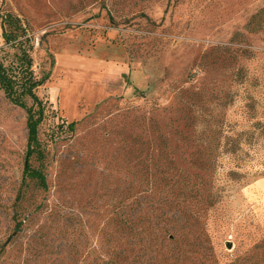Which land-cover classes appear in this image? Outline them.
<instances>
[{
    "label": "rangeland",
    "instance_id": "rangeland-1",
    "mask_svg": "<svg viewBox=\"0 0 264 264\" xmlns=\"http://www.w3.org/2000/svg\"><path fill=\"white\" fill-rule=\"evenodd\" d=\"M7 12L27 25L34 74L47 78L37 90L49 104L38 134L47 189L23 183L26 114L0 91V264L133 259L130 207L151 215L143 193L165 171L191 182L216 172L220 191L213 208L189 200L175 212L177 235L214 248L185 247L177 264H264V150L259 139L256 153L230 150L264 121V0H0Z\"/></svg>",
    "mask_w": 264,
    "mask_h": 264
},
{
    "label": "trees",
    "instance_id": "trees-1",
    "mask_svg": "<svg viewBox=\"0 0 264 264\" xmlns=\"http://www.w3.org/2000/svg\"><path fill=\"white\" fill-rule=\"evenodd\" d=\"M0 19L4 43L13 50L9 61L0 60V91L8 102L19 107L26 114L28 142L25 152L23 183L29 180L38 189L46 190V172L43 167L46 157L38 134L39 127L47 117L49 104L38 95L37 90L47 82V78L38 79L34 74L31 56L33 43L29 37L27 25L18 16L9 12L0 14ZM250 32L255 33L256 30L250 29ZM240 36V33H234L230 43L239 44ZM237 57L236 53L229 54L231 60H235ZM234 76L243 85H247L253 80L250 71L243 66L237 67ZM127 84H129V80ZM75 124V122L70 123L68 128L75 129ZM242 136L246 137L242 141L232 142L230 150H240L242 155L256 153V144L253 143L255 139H259V149L264 150V121L257 122L251 129L244 131ZM31 158L36 159L39 163L38 167L31 165ZM203 161L206 168L217 167L216 159L211 156L203 158ZM215 173L206 176L196 175L194 182H191L192 176L190 175L181 173L174 175L165 171L160 179V187L154 186L143 193L148 197L150 206L148 210L151 215L142 217V209L138 201H134L130 207L131 216L125 226L132 245L140 246L139 253L133 259H129L126 255L117 252L112 259L102 264H177L179 256H182L184 252L182 249L185 247L192 249L194 245L204 249L207 253L213 252L214 248L206 239L196 237L191 241L177 235L179 223L175 212L189 200L191 202L196 200L197 203H205L207 207L213 208L220 198V191L215 190L214 185L212 186L217 180ZM227 175L238 179L244 176L234 170H230ZM208 180H211L210 188H207ZM191 218L192 216H190ZM196 220L198 222L197 218ZM20 224L18 223V226ZM164 253L166 256L163 255Z\"/></svg>",
    "mask_w": 264,
    "mask_h": 264
},
{
    "label": "bare ground",
    "instance_id": "bare-ground-1",
    "mask_svg": "<svg viewBox=\"0 0 264 264\" xmlns=\"http://www.w3.org/2000/svg\"><path fill=\"white\" fill-rule=\"evenodd\" d=\"M65 82V81H64ZM62 85V84H61Z\"/></svg>",
    "mask_w": 264,
    "mask_h": 264
}]
</instances>
